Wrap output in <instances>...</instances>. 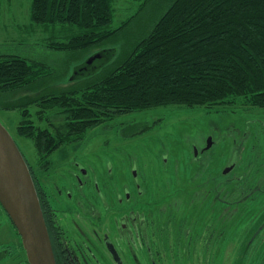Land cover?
<instances>
[{
    "label": "trees",
    "instance_id": "obj_1",
    "mask_svg": "<svg viewBox=\"0 0 264 264\" xmlns=\"http://www.w3.org/2000/svg\"><path fill=\"white\" fill-rule=\"evenodd\" d=\"M134 1L142 2L139 11L114 28V0H31L32 26H42L50 34L46 48L75 54L99 50L91 64L83 62L75 67L74 81L102 68L79 85L58 89L52 81L59 80V75H54L49 64L0 50V107L20 112L16 132L33 141L38 158L83 141L88 130L104 121L135 111L212 109L238 101L264 109V0H162L139 34L119 45L122 30L154 0ZM20 90L25 93L13 99ZM33 106L37 107L35 112ZM35 120L45 121V125ZM147 126L138 134L148 132ZM196 163L194 157L192 165ZM198 166L192 178L201 177L205 186L221 182L225 176L222 173L212 178L209 167L202 172L205 166L199 171ZM234 180L231 176L224 183ZM182 192L177 190L175 200ZM195 193L193 200L203 203L209 198L210 206L220 204L219 195L211 196L207 191L201 198V189ZM158 199H162L160 195ZM194 205L201 206L199 202ZM217 209L211 215L223 216L224 211ZM179 221L173 218L174 225ZM250 221L251 235L256 239L259 234L255 233L264 223L255 216ZM209 227L206 230L211 231V239L223 234ZM182 240L174 238V247L180 251ZM5 247L15 249L10 244ZM21 247L24 249L23 244Z\"/></svg>",
    "mask_w": 264,
    "mask_h": 264
},
{
    "label": "rangeland",
    "instance_id": "obj_2",
    "mask_svg": "<svg viewBox=\"0 0 264 264\" xmlns=\"http://www.w3.org/2000/svg\"><path fill=\"white\" fill-rule=\"evenodd\" d=\"M161 1L154 0L135 16V19L120 33L119 45L129 43L135 35L139 34L150 13L156 9V3ZM141 4V1L114 0L113 27H120L125 20L134 16ZM31 5V0H3L0 3V50H10L26 58L49 64L54 70V75H59V80L55 78V81H52L53 86L56 85L58 89L79 85L102 69L94 70L93 73L74 81L72 76L76 72L75 67L87 62L99 50H85L75 54L46 48L50 34L42 26H32ZM24 93L20 90L14 93L12 98L17 100ZM32 108L35 112L37 107ZM20 119L21 114L18 110L0 107V121L12 134L23 154L31 162H36L38 156L33 141L20 137L16 132ZM35 121L37 124L45 125V121ZM147 124L150 130L138 134L144 127L148 128ZM134 133L137 134L135 137L128 136ZM210 136H212L213 144L206 149ZM219 138L221 141L216 143ZM83 143L85 145L88 143L91 149L100 154L118 150L125 155L135 156L139 163L140 176L150 178L149 184L154 189L151 194L152 197L155 194L157 200L160 195L162 198L160 200L163 202H171L177 198V190L183 189L181 196L178 197L179 200L176 201L180 203L179 208L177 206L174 208L178 215L183 214L182 209H188L191 206L188 201L196 198L197 190H202L201 198L207 191L210 195L212 194L211 196H215L212 189L219 183L221 201L216 205L218 209L214 207L213 210L211 203H208V198L203 200V203L199 202L200 207L194 205L196 206V208L193 206L194 211L190 214L188 212V215H184L183 222L178 220L179 222L173 226V230L184 232L187 229L193 230L194 250L193 255H186L184 251L181 254L180 249L173 244L174 250L171 247L170 254L172 264H181L184 262L183 259L187 264H264L263 236L254 239L253 234L251 235L247 230L251 226V221H248L254 216L258 218L262 211L261 207L264 205V109L245 106L238 101L212 109L159 107L135 111L104 121L88 130ZM236 151L239 153L237 169L234 173L221 177V182L209 183L211 182L209 181V184L205 186L202 184L201 177H196L195 180L192 178L193 170L197 168L198 163V171L199 167L205 166L202 172L209 167V176L219 177ZM201 152H204L203 155L196 158L197 163L193 166V158ZM163 157L168 160H164ZM232 174L235 177L234 182L225 184L224 182L231 180ZM236 188L235 198L238 200L248 198V201L238 206L237 212L233 211L232 207L229 208L230 212H227L228 209L224 210L223 200H232L229 194ZM205 203L208 204L203 207L202 204ZM216 209L217 212L224 210L228 219L226 222L222 220V228L224 227L225 230L219 238L220 248L217 253H214V250H201L200 245L198 247V242L195 243V241L201 239L200 236L197 238L196 233L205 231L208 226L217 233L214 225L219 226V219H217L219 215L216 213L211 215V211ZM5 213L0 214L1 247H4V244H14L20 239ZM185 218H187L186 221ZM179 219H182V216ZM244 233L246 235H243ZM188 240L189 238H186V246L183 244L184 241L183 243L181 241L183 248H188ZM200 243L204 247V243ZM21 250L9 262L1 261L0 264H15L20 260H28L26 250L22 248ZM202 254L204 260H202ZM176 257L178 261L174 262Z\"/></svg>",
    "mask_w": 264,
    "mask_h": 264
},
{
    "label": "flooded vegetation",
    "instance_id": "obj_3",
    "mask_svg": "<svg viewBox=\"0 0 264 264\" xmlns=\"http://www.w3.org/2000/svg\"><path fill=\"white\" fill-rule=\"evenodd\" d=\"M29 162L57 264H172L171 247L177 237L184 238L182 243L185 246L186 238H189L188 248L182 246L180 253L184 251L186 255H193V230H173V218L179 220L182 216L183 219V214L201 200L188 201L191 206L182 209L183 214L176 213L174 216L177 200L163 202L157 200L155 194L152 197L154 189L149 184L150 178L140 176L135 156L125 155L118 150L100 154L91 149L88 143L85 145L80 141L46 158ZM238 163L239 153L236 151L223 174L234 173ZM229 165L231 169H228ZM236 192L237 188L230 192L232 200H223L227 212H230V207L236 211L238 206L248 201V198H235ZM215 194L220 196L219 183L216 184ZM261 208L258 219L264 223V205ZM4 212L1 205L0 214ZM223 214L217 217V232L225 230L222 223L227 221L228 215ZM249 229L248 233H253L251 226ZM210 232H197V238L200 236L201 239L195 243L198 242L201 250H214L217 253L220 248L219 234L211 239L208 237L212 234ZM256 234L264 239V224ZM199 242H203L205 248ZM9 244L14 245L15 249H7L5 246ZM9 244L0 246V262H9L22 251L21 236L14 244ZM183 260L181 264H187ZM177 261L176 257L174 262ZM20 263L29 264L28 260L15 264Z\"/></svg>",
    "mask_w": 264,
    "mask_h": 264
},
{
    "label": "water",
    "instance_id": "obj_4",
    "mask_svg": "<svg viewBox=\"0 0 264 264\" xmlns=\"http://www.w3.org/2000/svg\"><path fill=\"white\" fill-rule=\"evenodd\" d=\"M98 56H92L87 63L91 64ZM212 144L210 136L206 149ZM0 204L21 236L29 263L57 264L29 165L16 140L1 121Z\"/></svg>",
    "mask_w": 264,
    "mask_h": 264
}]
</instances>
